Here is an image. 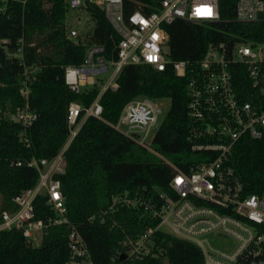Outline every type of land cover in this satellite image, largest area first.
Here are the masks:
<instances>
[{
	"label": "trees",
	"instance_id": "obj_1",
	"mask_svg": "<svg viewBox=\"0 0 264 264\" xmlns=\"http://www.w3.org/2000/svg\"><path fill=\"white\" fill-rule=\"evenodd\" d=\"M141 1L156 7L159 4V0ZM236 2L218 0V23L175 20L163 25L168 35L169 57L188 63L185 76H176L170 65L164 71L146 64L125 65L117 78L118 89L107 90L100 99L101 120L88 118L65 152L66 169L58 180L67 218L82 235L94 264H163L166 259L169 264H204L199 247L160 231L151 236L152 254L142 259L114 254L123 237H137L156 226L158 220L143 215L138 208L119 207L103 223H89L88 217L106 208L114 196L146 200L160 192L170 194L168 185L173 170L112 128L123 106L135 98L169 100V109L151 147L173 166L188 174L195 165L215 157L212 152L191 150L187 83L189 69L198 72L197 63L210 42H264V24L231 22ZM124 4L125 8L130 6L127 1ZM70 11L65 0H0V41H7L0 44V106L13 112L23 105L20 83L27 71L28 101L37 114L26 129L29 147L18 135L22 129L19 124L0 120V212L15 211L12 199L36 184L37 172L25 162L32 157L50 159L64 143L68 104L77 102L88 107L98 94L97 85L78 93L71 91L63 80L64 67L81 65L86 49L93 44L104 48L105 60L116 59L120 37L103 12L87 4L83 11L92 25L72 39L67 32ZM233 84L238 96L247 100L249 79L241 65L233 70ZM17 161L22 165L12 164ZM227 164L234 169L247 194L264 189V140H240ZM34 210L36 218L53 216L43 195L35 199ZM68 233L66 225L49 226L35 246L20 232L2 231L0 264H64L69 254Z\"/></svg>",
	"mask_w": 264,
	"mask_h": 264
},
{
	"label": "built area",
	"instance_id": "obj_2",
	"mask_svg": "<svg viewBox=\"0 0 264 264\" xmlns=\"http://www.w3.org/2000/svg\"><path fill=\"white\" fill-rule=\"evenodd\" d=\"M130 6L125 8V2ZM70 10L83 11L87 5L99 8L120 37L116 59L104 58V48L93 44L79 66L64 67L63 80L73 92L80 87L98 86V94L88 107L68 104L65 116L67 136L50 159L32 157L27 167L35 169L36 184L16 195L15 211L0 212V232L16 231L28 241L40 239L49 226L66 225L68 257L64 264H94L87 245L77 228L67 218V210L58 176L66 169L65 152L85 121L101 120L100 99L107 91L118 89L117 78L125 65L146 64L157 71L171 66L176 76L184 77L188 63L172 61L163 25L175 20L193 24L221 21L218 0H159L158 6L141 0H67ZM237 24H264V0H237L234 18ZM77 24L80 23L78 18ZM68 37L75 39L80 30L67 27ZM20 54V50L17 51ZM245 68L249 90L244 100L233 84L235 66ZM109 68L111 71L108 75ZM198 72L190 68L187 83V115L191 121L188 140L192 151H208L215 157L197 164L184 173L157 153L151 143L160 125L161 104L146 97L126 103L112 128L171 168L170 194L160 192L155 198L142 200L114 196L110 204L88 217L89 223H103L119 207H135L143 215L158 220L145 233L123 237L114 254L142 259L153 253L151 236L160 231L200 248L204 264H264V189L247 194L234 169L227 164L234 145L242 139L264 140V42L223 40L210 42L197 63ZM32 72V70L30 71ZM21 80L23 105L15 111L0 106V120L19 124V137L26 147V129L36 120L30 107L27 71ZM124 127V129H122ZM22 165L21 161L12 163ZM46 197L53 216L36 218L34 201ZM116 222L112 221V226ZM229 240L230 245L223 244ZM114 261V260H113Z\"/></svg>",
	"mask_w": 264,
	"mask_h": 264
},
{
	"label": "rangeland",
	"instance_id": "obj_3",
	"mask_svg": "<svg viewBox=\"0 0 264 264\" xmlns=\"http://www.w3.org/2000/svg\"><path fill=\"white\" fill-rule=\"evenodd\" d=\"M65 1H67V0H65ZM78 18L80 19L79 24L76 23ZM67 25H68V27H75V28L79 29L80 32L82 33L83 31H86L92 24L89 21L86 13L84 11L71 10L67 16ZM110 71H111V68H109L108 75H109ZM87 87L88 86L80 87V91L84 90ZM158 103L161 104V108L163 111L162 116H160L158 119V123H161L163 120V117L165 116V114L167 113V111L169 109L170 102L168 99H163V100L158 101ZM122 129H124V127H122ZM222 243L230 245L231 242L229 240H223ZM39 244H40V239L37 238V240H35L33 242V245L38 246Z\"/></svg>",
	"mask_w": 264,
	"mask_h": 264
},
{
	"label": "water",
	"instance_id": "obj_4",
	"mask_svg": "<svg viewBox=\"0 0 264 264\" xmlns=\"http://www.w3.org/2000/svg\"><path fill=\"white\" fill-rule=\"evenodd\" d=\"M7 41L3 40V41H0V44H5ZM125 256L122 255L121 258H124ZM163 264H169V261L166 259L163 261Z\"/></svg>",
	"mask_w": 264,
	"mask_h": 264
}]
</instances>
